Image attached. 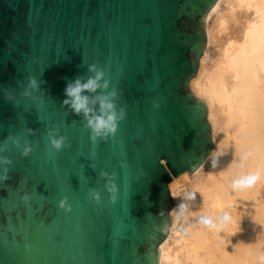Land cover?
<instances>
[{"label": "water", "instance_id": "obj_1", "mask_svg": "<svg viewBox=\"0 0 264 264\" xmlns=\"http://www.w3.org/2000/svg\"><path fill=\"white\" fill-rule=\"evenodd\" d=\"M213 2L0 0V89L14 97L0 92V143L13 135L33 145L26 157L11 144L0 154L11 160L0 186V264H156L170 223L167 185L211 148L206 107L187 80ZM88 64L104 71L125 109L103 140L91 141L60 105ZM29 77L38 89L24 96ZM52 127L68 142L54 155Z\"/></svg>", "mask_w": 264, "mask_h": 264}, {"label": "bare ground", "instance_id": "obj_2", "mask_svg": "<svg viewBox=\"0 0 264 264\" xmlns=\"http://www.w3.org/2000/svg\"><path fill=\"white\" fill-rule=\"evenodd\" d=\"M213 13L215 53L200 59L189 88L206 105L214 148L193 177L168 183L174 208L156 264H264V0H217ZM175 207L188 238L176 240Z\"/></svg>", "mask_w": 264, "mask_h": 264}, {"label": "clouds", "instance_id": "obj_3", "mask_svg": "<svg viewBox=\"0 0 264 264\" xmlns=\"http://www.w3.org/2000/svg\"><path fill=\"white\" fill-rule=\"evenodd\" d=\"M87 73L86 77H76L66 83L63 89L64 98L60 101V105L66 111L79 117L83 127L88 130L91 141L103 140L114 134L118 122L125 115V109L117 106L118 92L115 89H109V81L104 78V71L101 68L95 64H88ZM36 89H38L37 81L33 77H29L22 95L28 96L30 95L29 90ZM0 92L4 93L5 100L14 101V97L8 93L7 89H0ZM26 131L30 132L31 130ZM47 139L53 155L68 146L66 137L60 135L56 127L47 130ZM9 144L19 150L21 157L28 156L33 149V145L28 140H24L21 145L18 136L8 135L0 143V154L8 150ZM10 164L11 160L7 156L0 155V186L7 187L4 182L10 179L7 167ZM100 175H104V173ZM106 190L115 193L116 188L109 183L106 185ZM89 195L94 202H98L99 193L97 191L90 190ZM27 199V194L21 197L22 201H27ZM65 199L61 198L58 201V207L68 211L69 207L66 205ZM110 199H114V196Z\"/></svg>", "mask_w": 264, "mask_h": 264}, {"label": "rangeland", "instance_id": "obj_4", "mask_svg": "<svg viewBox=\"0 0 264 264\" xmlns=\"http://www.w3.org/2000/svg\"><path fill=\"white\" fill-rule=\"evenodd\" d=\"M217 2V0H214V3H216ZM222 4V5H221ZM222 6H223V2H220V4H218V7L216 8L217 10H219V9H221L222 8ZM214 13L213 14H211L210 16H207L206 14H205V16H204V18H203V27H202V30H203V34H204V37H205V44H204V47H203V50H202V52L200 53V55H199V57H198V59H197V67H196V69H195V72L190 76V78H188V80H187V86H188V91L192 94V96L194 97V98H196V99H198L194 94H193V92L190 90V88H189V82H190V80H192L194 77H195V75H196V72H197V70H198V67H199V63H200V59L203 57V56H207V57H209V58H213V54L215 53V48H214V46L213 45H208L207 44V42H206V29L207 28H209L210 26H211V22H212V20H213V18H214ZM199 100V99H198ZM201 101V100H200ZM202 103L204 104V102L202 101ZM204 106L206 107V105L204 104ZM206 113H207V109H206ZM205 120H206V122L208 123V125H209V127H210V142H211V148H210V150H209V152L207 153V155H206V157L203 159V160H205L208 156H210L211 155V152H212V150H213V148H214V144H213V140H212V131H211V126H210V123L208 122V120H207V115H205ZM227 132H229V133H232L233 132V128L232 127H230V128H228V130H227ZM203 162V161H202ZM201 164V163H200ZM199 164V165H200ZM203 165V164H202ZM205 168H206V165H204L203 167H202V170L201 171H205ZM190 175V177H193L194 176V171L192 172V173H190L189 174ZM231 193H232V191H231ZM259 193L262 195V196H264V187L263 188H261V189H259ZM168 195H169V193H168ZM197 197H198V199H200L201 197H200V194L198 193L197 194ZM169 199H170V202H171V206H170V209H169V211H168V213H167V215H168V217H169V213H170V211L174 208V205H173V202H172V200H171V197H170V195H169ZM175 216H176V218H175V222H174V233H175V236H176V240H179L180 239V236L181 235H183V237H185V238H188V235H187V233H186V231H185V227H186V225H187V221H186V219H185V217H186V213L184 212L183 214H181L180 215V211H179V209L177 208V207H175ZM170 220V219H169ZM170 224V223H169ZM168 229H169V226H168V228H167V231H168ZM167 231H166V234H165V236L168 234L167 233ZM164 236V237H165ZM175 244V243H174ZM178 244H180V243H177V244H175L176 246H178ZM159 246V243L155 246V247H158Z\"/></svg>", "mask_w": 264, "mask_h": 264}]
</instances>
